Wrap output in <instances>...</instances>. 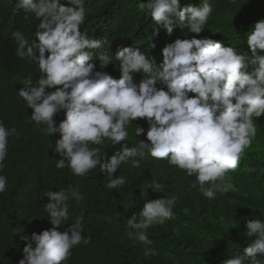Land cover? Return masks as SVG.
Returning <instances> with one entry per match:
<instances>
[{
	"label": "clouds",
	"instance_id": "clouds-1",
	"mask_svg": "<svg viewBox=\"0 0 264 264\" xmlns=\"http://www.w3.org/2000/svg\"><path fill=\"white\" fill-rule=\"evenodd\" d=\"M87 0H16L17 11L33 15L36 25L29 43L24 34H14L18 42L16 55L37 63L40 76L33 82L31 74L23 80L18 95L33 110L30 122L44 127L49 137L59 133L55 152L56 168H68L83 177L99 168L107 179L106 188L121 189L127 177L116 175L124 164L139 168L151 157L195 177L192 187L203 197L237 191L232 173H253L256 168L241 160L257 137V122L264 117V18L257 20L246 33V52L203 33L213 13L210 0L199 6H181L180 0H148L140 3L142 12L150 14L152 36L160 31L173 32L174 24L187 29L185 38H177L162 50L163 60L153 68L155 58L139 47H119V79L106 71H97L96 62L105 69L113 65V56L104 51L107 37L95 38L84 27ZM237 4V0H229ZM242 5H240V8ZM212 32V31H211ZM196 34L187 38L188 34ZM213 34L219 32H212ZM35 37V38H34ZM151 49L156 45L151 42ZM146 73L138 84L134 73ZM64 119L57 125L56 117ZM143 119L147 131L135 123ZM135 123V137L145 134L146 141L129 147L128 129ZM16 128L0 120V173L8 157L10 138ZM119 147L110 157L105 142ZM8 180L0 174V194L7 191ZM144 203L138 216L127 219V238L144 246V255H157L148 230L174 218L177 197L166 194L156 179L140 187ZM148 189L166 194L148 199ZM49 203L43 205L51 229L31 236L21 226L15 229L26 242L19 264H66L72 250L91 243L84 235L83 217L69 224L70 201L79 204L84 196L79 187L44 192ZM125 209H129L124 206ZM264 216V213H261ZM246 235L252 237L243 254L230 256L223 264H264V220L246 219ZM33 244L35 247H33Z\"/></svg>",
	"mask_w": 264,
	"mask_h": 264
},
{
	"label": "trees",
	"instance_id": "trees-1",
	"mask_svg": "<svg viewBox=\"0 0 264 264\" xmlns=\"http://www.w3.org/2000/svg\"><path fill=\"white\" fill-rule=\"evenodd\" d=\"M147 2L87 0L82 27L94 39L107 37L109 44L95 51L107 49L113 56V65L105 69L97 61V71L120 78L119 61L114 56L121 46L139 47L155 58L153 68L158 67L163 60V48L177 38H185L188 30L178 24H174L171 34L162 29L158 36H152L151 16L139 8L140 3ZM62 3L67 6V0ZM180 3L199 6L202 0H180ZM210 3L214 6L212 16L197 38L210 37L224 46L232 44L246 52V33L257 20L264 18V0H237L235 5L229 0H210ZM39 22L22 9L17 11L16 0H0V120L8 128L17 129V135L10 138L8 157L0 173L8 180L7 191L0 194V264H19L23 258L26 242L15 233L16 228L23 227V234L28 236L52 228L43 210V205L49 203L44 192H58L69 185L78 186L84 199L79 204L70 201L72 219L58 230L64 231L75 217L82 216L84 235L91 238V243L74 248L66 264H223L228 257L243 254L253 239L245 233L246 219L264 220L261 215L264 213V117L258 120L257 137L241 160V168L248 165L256 171L232 173L237 191L217 195L213 200L203 197L198 186L192 187L195 177L186 176L167 161H155L151 157L142 161L139 168L121 166L116 175L127 177L121 189H107L106 176L99 168L83 177L74 176L68 168L57 169L56 160L60 157L55 145L60 134L48 137L43 126L30 122L33 110L18 95L24 78L31 74L35 83L40 72L37 63L16 55L18 42L14 34L23 33L31 43ZM193 35L196 34L189 33L187 38ZM151 42L156 45L154 49ZM147 75L134 73L133 81L138 84ZM64 118L61 111L56 117L57 125ZM135 123L147 131L145 120ZM135 123L128 129L129 147L137 140L146 141V132L135 137ZM123 143L112 148L111 142L106 141L104 151L110 157ZM152 179L163 183L166 194L177 197V204L172 220L148 230L151 247L157 255L146 257L144 246L127 238L125 226L127 219L140 214L144 203L140 187ZM166 194L148 189V199Z\"/></svg>",
	"mask_w": 264,
	"mask_h": 264
},
{
	"label": "bare ground",
	"instance_id": "bare-ground-1",
	"mask_svg": "<svg viewBox=\"0 0 264 264\" xmlns=\"http://www.w3.org/2000/svg\"><path fill=\"white\" fill-rule=\"evenodd\" d=\"M148 15V14H147ZM146 18V17H145ZM165 32V31H164Z\"/></svg>",
	"mask_w": 264,
	"mask_h": 264
}]
</instances>
